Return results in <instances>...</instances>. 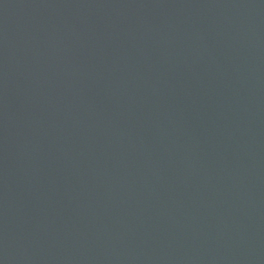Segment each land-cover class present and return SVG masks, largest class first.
Instances as JSON below:
<instances>
[{"label":"water","instance_id":"95a60500","mask_svg":"<svg viewBox=\"0 0 264 264\" xmlns=\"http://www.w3.org/2000/svg\"><path fill=\"white\" fill-rule=\"evenodd\" d=\"M0 264H264V0H0Z\"/></svg>","mask_w":264,"mask_h":264}]
</instances>
